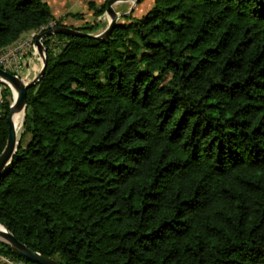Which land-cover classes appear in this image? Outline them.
Listing matches in <instances>:
<instances>
[{"label": "trees", "instance_id": "16d2710c", "mask_svg": "<svg viewBox=\"0 0 264 264\" xmlns=\"http://www.w3.org/2000/svg\"><path fill=\"white\" fill-rule=\"evenodd\" d=\"M87 5L72 26L45 0H0V50L51 22L98 33L106 1ZM132 12L107 37L42 39L0 222L61 264H264V0Z\"/></svg>", "mask_w": 264, "mask_h": 264}, {"label": "water", "instance_id": "95a60500", "mask_svg": "<svg viewBox=\"0 0 264 264\" xmlns=\"http://www.w3.org/2000/svg\"><path fill=\"white\" fill-rule=\"evenodd\" d=\"M123 1H131L133 3H137L142 0H106L105 12L108 16V22L105 28L98 33H86L81 30L73 29L67 26H56L40 32L35 37L34 43L37 46L42 63L39 72L32 80L26 82L20 79L19 77L15 76L14 74L10 73L9 71L0 68V81L8 83L9 87L13 90V92H16V96L14 97L13 95L12 102L9 106V114L7 116L8 136L6 139L5 146L2 152L0 153V173L9 164L13 155L15 154L19 146L21 134L23 132V130L20 134L17 132L13 123L12 116L15 112L22 111L23 120L21 122V125L23 124L26 111V89L27 87L36 84L44 72V67L46 64V55L42 39L46 36L53 35L56 33H61L67 36H88L94 38L107 37L109 36L114 24L120 17V15L115 10V5ZM125 14L127 13H124V15ZM0 225L4 226V229H0V240L10 249L13 254L35 264H61L56 259L46 257L40 254L39 252L32 250L25 243L19 241L9 231L8 227L4 223L0 222Z\"/></svg>", "mask_w": 264, "mask_h": 264}, {"label": "crops", "instance_id": "0c3cea01", "mask_svg": "<svg viewBox=\"0 0 264 264\" xmlns=\"http://www.w3.org/2000/svg\"><path fill=\"white\" fill-rule=\"evenodd\" d=\"M47 2V4L50 7L51 13L53 15V17L55 19H61L62 22L66 25H73V26H79L84 22L89 21V18H80V20L77 21H71L70 19L68 20V18H70V5L67 3L66 0H45ZM78 1H84V0H78ZM85 1H90V0H85ZM95 2L96 5L101 4V2H103L102 0H93ZM141 2V1H140ZM133 3L131 1H123V2H119L117 3L115 6V10L117 11V13L119 14H123V13H129L131 10H133L132 12V16H140V15H136V12H141L144 7H142V4H144L143 2L140 3ZM153 2V1H152ZM128 11V12H127ZM146 11V10H145ZM89 12L91 14H93L92 10H89ZM144 13V12H143ZM94 19V15L93 18ZM97 20L101 21V23H105L108 22V18L105 15H101L97 17ZM104 20V21H103ZM123 21V17H119L117 21ZM53 23V22H51ZM104 23V24H105ZM28 34L24 33L21 35V37H24ZM41 57L39 54H35L32 52H28L25 57L23 58V63H22V67H23V74L26 79L28 81L32 80L37 73L40 70L41 67Z\"/></svg>", "mask_w": 264, "mask_h": 264}, {"label": "built area", "instance_id": "2783aa9c", "mask_svg": "<svg viewBox=\"0 0 264 264\" xmlns=\"http://www.w3.org/2000/svg\"><path fill=\"white\" fill-rule=\"evenodd\" d=\"M52 25L53 23H50L48 26L43 27L40 30L28 32L26 36L20 37L12 44L1 49L0 68L9 71L10 73L14 74L20 79L28 82V80L24 75L18 74V71L23 63V58L28 52L39 54L37 46L34 43L35 37L43 30L52 28ZM5 87H7L11 92V96H10L11 102L14 95L13 90L9 87L8 83L0 81V115L2 114L3 107L6 101V96L4 95ZM0 264H28V263L24 262L23 260L14 259L7 255H0Z\"/></svg>", "mask_w": 264, "mask_h": 264}, {"label": "rangeland", "instance_id": "374dc122", "mask_svg": "<svg viewBox=\"0 0 264 264\" xmlns=\"http://www.w3.org/2000/svg\"><path fill=\"white\" fill-rule=\"evenodd\" d=\"M66 1L70 5L71 14H80L81 13V15H82L81 18H85L86 17V18H89V22H92L93 21V19H92L93 18V14H91L89 12L90 9L88 8V5H87V2L88 1H85V0L84 1H81V2L78 1V0H66ZM90 1H93V0H90ZM102 1L104 2L106 0H102ZM152 1L153 0H142L140 3H142V2L144 3V4H142V7H144V9L141 12H139V11L136 12V15L143 14V12L145 13L151 7ZM71 14H70V16H69L70 18H68V20L69 19L71 21L80 20V18H77L76 16H72ZM103 15H105L108 18L106 12H104ZM119 15H120V17H123L124 16V13L123 14L122 13L121 14L119 13ZM134 17H138V16H134ZM104 23H105V21H104ZM104 23H101L100 24V27L97 29V31L100 32L101 30H103L105 28V27H103ZM105 24L107 25V22ZM22 72H23V67L21 66V68L18 71V74H23ZM17 113H19L18 114V127L19 128H17V132L20 134L21 131L23 130L22 129V125H21V122L23 120V112L20 111V112H17ZM29 138H30V135L29 134L23 136V138H22V144L25 145L28 142Z\"/></svg>", "mask_w": 264, "mask_h": 264}, {"label": "bare ground", "instance_id": "6f19581e", "mask_svg": "<svg viewBox=\"0 0 264 264\" xmlns=\"http://www.w3.org/2000/svg\"><path fill=\"white\" fill-rule=\"evenodd\" d=\"M14 93V97L16 96V92H13ZM18 114L17 112H15L12 116V119H13V123L15 125V129L17 130L18 127ZM0 229H4V226L0 225Z\"/></svg>", "mask_w": 264, "mask_h": 264}]
</instances>
